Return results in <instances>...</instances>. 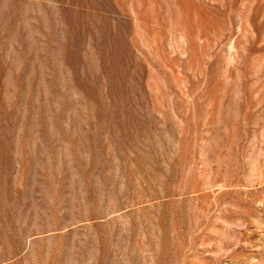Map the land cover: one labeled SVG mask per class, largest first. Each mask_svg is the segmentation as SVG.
<instances>
[{
	"label": "rangeland",
	"instance_id": "1",
	"mask_svg": "<svg viewBox=\"0 0 264 264\" xmlns=\"http://www.w3.org/2000/svg\"><path fill=\"white\" fill-rule=\"evenodd\" d=\"M0 264H264V0H0Z\"/></svg>",
	"mask_w": 264,
	"mask_h": 264
}]
</instances>
